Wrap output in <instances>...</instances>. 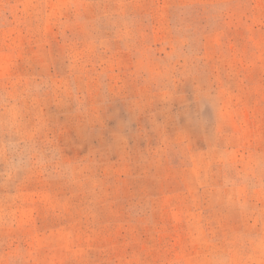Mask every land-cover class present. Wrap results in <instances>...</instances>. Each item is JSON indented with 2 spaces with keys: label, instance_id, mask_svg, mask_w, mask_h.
<instances>
[{
  "label": "rangeland",
  "instance_id": "374dc122",
  "mask_svg": "<svg viewBox=\"0 0 264 264\" xmlns=\"http://www.w3.org/2000/svg\"><path fill=\"white\" fill-rule=\"evenodd\" d=\"M0 264H264V0H0Z\"/></svg>",
  "mask_w": 264,
  "mask_h": 264
}]
</instances>
